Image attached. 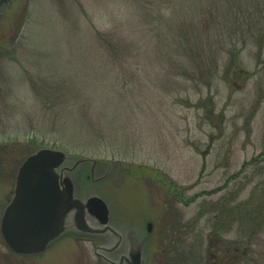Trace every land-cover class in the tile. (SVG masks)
I'll return each mask as SVG.
<instances>
[{
  "label": "rangeland",
  "instance_id": "1",
  "mask_svg": "<svg viewBox=\"0 0 264 264\" xmlns=\"http://www.w3.org/2000/svg\"><path fill=\"white\" fill-rule=\"evenodd\" d=\"M3 9L0 222L21 164L49 148L110 228L38 256L0 235V264H264V0Z\"/></svg>",
  "mask_w": 264,
  "mask_h": 264
},
{
  "label": "water",
  "instance_id": "2",
  "mask_svg": "<svg viewBox=\"0 0 264 264\" xmlns=\"http://www.w3.org/2000/svg\"><path fill=\"white\" fill-rule=\"evenodd\" d=\"M67 161L64 152L49 148L29 155L20 166L14 195L1 219V234L17 254L43 252L66 229V220L84 208L110 228V210L99 196L80 197L61 169ZM149 224V228H151Z\"/></svg>",
  "mask_w": 264,
  "mask_h": 264
},
{
  "label": "flooded vegetation",
  "instance_id": "3",
  "mask_svg": "<svg viewBox=\"0 0 264 264\" xmlns=\"http://www.w3.org/2000/svg\"><path fill=\"white\" fill-rule=\"evenodd\" d=\"M14 1H16V0H0V26H1V21L4 18V13H3L4 9L3 8L10 5ZM75 209L78 210V212L75 211V214L73 216L69 217L70 220L69 219L66 220V229L64 230L65 232H67V233L70 232L72 234H77V235H78V233H81L79 235L83 234L85 236V235H87L86 233H94V232H97V229L99 230V229L103 228V226L100 224L99 220L95 217L90 216L88 213H86V210L84 208H75ZM0 235L2 237L1 228H0ZM60 237H58V238H60ZM2 239H3V237H2ZM3 241H4V239H3ZM4 243H5L6 247H8V245L6 244L5 241H4ZM98 247H99V245L97 246V248ZM42 254H44V252L39 253V254H35V255H23V256H38V255H42ZM113 258H116V262H114V263L111 262V264H140V260H138L136 258V256H134L133 259H131L129 256H128V258H126V256H121V255L115 256V255H113ZM84 259H87V257ZM100 260L103 261L104 264L106 263L105 258L100 259Z\"/></svg>",
  "mask_w": 264,
  "mask_h": 264
},
{
  "label": "trees",
  "instance_id": "4",
  "mask_svg": "<svg viewBox=\"0 0 264 264\" xmlns=\"http://www.w3.org/2000/svg\"><path fill=\"white\" fill-rule=\"evenodd\" d=\"M240 75V74H239ZM249 219H252V218H249ZM244 249V252L242 253L243 255L246 253V251H248L249 250V248L247 247V248H243ZM235 251H236V253H238V255L240 254L239 252V249L238 248H235ZM217 257L219 258V254H217ZM237 257V256H236ZM216 259V258H215ZM217 260V259H216ZM215 261V260H214ZM218 261V260H217ZM222 258H219V261L218 262H214V264H220V263H222ZM220 262V263H219Z\"/></svg>",
  "mask_w": 264,
  "mask_h": 264
}]
</instances>
